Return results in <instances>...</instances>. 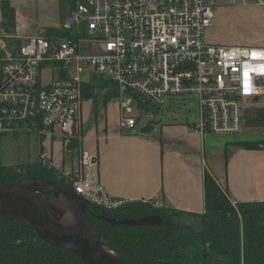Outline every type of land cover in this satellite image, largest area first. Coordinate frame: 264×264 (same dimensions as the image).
I'll return each mask as SVG.
<instances>
[{
  "label": "built area",
  "instance_id": "2783aa9c",
  "mask_svg": "<svg viewBox=\"0 0 264 264\" xmlns=\"http://www.w3.org/2000/svg\"><path fill=\"white\" fill-rule=\"evenodd\" d=\"M216 8V0H77L62 27L85 20L88 37L35 34L10 46L6 38L14 37L0 35V133L33 131L50 142L58 135L64 148L80 143L84 84L94 76L115 84L121 128L137 124L134 99L160 107L194 94V132L240 133L246 101L264 88V47L207 42ZM39 158L45 163L49 151ZM95 162L80 149L74 167L52 165L82 199L115 208L121 201L103 191L91 173ZM215 181L222 187L223 179Z\"/></svg>",
  "mask_w": 264,
  "mask_h": 264
},
{
  "label": "crops",
  "instance_id": "0c3cea01",
  "mask_svg": "<svg viewBox=\"0 0 264 264\" xmlns=\"http://www.w3.org/2000/svg\"><path fill=\"white\" fill-rule=\"evenodd\" d=\"M7 1L15 11L13 39L40 34L47 27H62L69 16L68 0ZM252 1L217 8L213 26L207 30L208 42L264 47V0ZM227 15L231 19L240 15L249 18L252 23H258L262 33L245 41L223 34L220 27L224 20H221ZM84 101L81 118L82 125L87 126L81 130L80 149L95 156L91 173L111 198L150 201L158 207L182 211V217L190 220L189 224L199 222L194 215L204 211L203 172L208 170L215 179H223V188L233 204L264 201V148L247 149L235 144L262 139L264 88L260 95L246 101L242 110V131L234 135L207 133L201 136L193 131L192 125L179 122L160 123L158 131L154 132V126L148 134L134 130L135 126L124 129L118 125L117 100L109 110L105 106L99 123L90 126L92 100L88 99L87 107ZM54 142L60 163L53 159ZM54 142L40 138L42 150L49 151L52 163L74 167L79 151L67 155L63 144ZM221 157L222 164L219 163Z\"/></svg>",
  "mask_w": 264,
  "mask_h": 264
},
{
  "label": "trees",
  "instance_id": "16d2710c",
  "mask_svg": "<svg viewBox=\"0 0 264 264\" xmlns=\"http://www.w3.org/2000/svg\"><path fill=\"white\" fill-rule=\"evenodd\" d=\"M0 28L7 35L15 32V11L9 1H0ZM45 36L69 37L63 27H47ZM17 45L19 39H15ZM106 89L104 99L117 97L114 83L94 76L84 84L83 99L94 100L99 90ZM106 96V97H105ZM138 106L156 107L136 99ZM4 133H0V138ZM247 149L264 148V141H238ZM65 149L70 153L80 150V143L72 140ZM42 151L40 146L39 152ZM15 165L0 162V184L20 179H58V167L51 159H39ZM40 161V162H39ZM50 161V162H49ZM65 158H63V162ZM62 166V165H61ZM52 168V169H51ZM54 169V170H53ZM69 187L70 184H67ZM204 211L194 215L200 220L199 229L179 221L184 213L169 207H156L150 201H121L112 209L95 204L87 205V215L104 241L115 250L126 264H264V201L235 202L229 200L208 170L203 172ZM120 219H137L145 215H159L169 220L163 227L111 226L97 214ZM191 215V214H190ZM0 264H82L71 251L52 246L38 237L24 220L0 221Z\"/></svg>",
  "mask_w": 264,
  "mask_h": 264
},
{
  "label": "water",
  "instance_id": "95a60500",
  "mask_svg": "<svg viewBox=\"0 0 264 264\" xmlns=\"http://www.w3.org/2000/svg\"><path fill=\"white\" fill-rule=\"evenodd\" d=\"M139 118L137 119V123ZM157 124L146 123L140 133L148 134ZM63 195L69 204L73 221L55 218L56 200ZM89 203L69 186L53 178L44 180L20 179L0 184V221L24 220L44 242L73 252L82 264H126L90 222L86 209ZM111 226L163 227L170 221L159 215H145L137 219H114L103 213L96 215ZM112 252L115 253L113 255Z\"/></svg>",
  "mask_w": 264,
  "mask_h": 264
},
{
  "label": "rangeland",
  "instance_id": "374dc122",
  "mask_svg": "<svg viewBox=\"0 0 264 264\" xmlns=\"http://www.w3.org/2000/svg\"><path fill=\"white\" fill-rule=\"evenodd\" d=\"M236 5L238 4H249L252 3V0H236ZM217 8L220 9L222 7H228L230 5L229 0H216ZM69 6V15L76 10L77 0H68ZM216 8V9H217ZM221 15L223 11H220ZM221 24L220 31L226 35L236 36L237 40H249L254 36L260 35L262 32L260 31V26L258 23H252L249 18L245 16H238L235 19H231L228 15L223 18ZM207 28L204 32V38L207 40ZM68 30L70 36L74 37H88L87 32V23L83 20L80 23H74ZM0 35H5L3 30H0ZM7 42L10 46L17 45L15 39L6 38ZM106 93V89H101L98 92L97 97L92 100L91 103V118L88 122V125L92 126L95 122H100L103 116V109L105 106L110 109L112 108V103L115 102L116 98H107L104 99V94ZM106 97V96H105ZM89 101L85 100L84 105L87 107ZM83 108V103H82ZM157 110L151 109L149 105L147 106H138L137 100L131 102V115L139 118L138 123L135 126L136 131H140V129L148 122L155 121V130L158 131V127L160 123L164 122H179V123H187L192 125L198 119V100L196 95L194 94H177L172 97L167 98L160 107H156ZM102 112V114H101ZM83 116V113H82ZM264 119V114H263ZM87 125H82V129L85 130ZM264 129V127H261ZM261 132V131H259ZM214 135V134H211ZM43 141H47V137H42ZM56 141H59V136H56ZM55 143V142H54ZM40 137L37 133L31 132H18V133H10L2 135L0 138V162L3 165H15L20 163H26L37 159L38 150L40 148ZM46 147V146H45ZM67 147H65L66 149ZM67 155L70 153L66 151ZM58 146L55 143L53 145V159L55 162L60 163ZM222 164V157L219 161ZM223 187V184H222ZM155 206V204H152ZM158 207V206H156ZM179 221L182 223H186L188 226H191L193 229H199L200 221H194L193 223H187V218H179Z\"/></svg>",
  "mask_w": 264,
  "mask_h": 264
},
{
  "label": "bare ground",
  "instance_id": "6f19581e",
  "mask_svg": "<svg viewBox=\"0 0 264 264\" xmlns=\"http://www.w3.org/2000/svg\"><path fill=\"white\" fill-rule=\"evenodd\" d=\"M218 6V5H217ZM119 110V109H118ZM119 125V123H118ZM82 137V136H81ZM81 141V140H80ZM45 150V149H44ZM40 159V158H39ZM50 160V159H48ZM40 162V161H39ZM50 162V161H49ZM52 169V168H51ZM54 170V169H53ZM57 177V176H56ZM215 179V178H214ZM57 180V179H56ZM59 181V180H58ZM68 186V185H67ZM223 188V187H222ZM114 199V198H113ZM56 204L58 207V212L55 215V218L57 219H61L67 222H72L73 221V216L68 204L67 199L63 196V195H59L57 200H56ZM111 253L113 255H115L114 252L111 251ZM116 256V255H115Z\"/></svg>",
  "mask_w": 264,
  "mask_h": 264
}]
</instances>
